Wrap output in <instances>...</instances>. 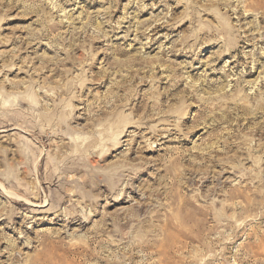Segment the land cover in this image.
<instances>
[{
  "label": "rangeland",
  "instance_id": "obj_1",
  "mask_svg": "<svg viewBox=\"0 0 264 264\" xmlns=\"http://www.w3.org/2000/svg\"><path fill=\"white\" fill-rule=\"evenodd\" d=\"M0 264H264V0H0Z\"/></svg>",
  "mask_w": 264,
  "mask_h": 264
},
{
  "label": "bare ground",
  "instance_id": "obj_2",
  "mask_svg": "<svg viewBox=\"0 0 264 264\" xmlns=\"http://www.w3.org/2000/svg\"><path fill=\"white\" fill-rule=\"evenodd\" d=\"M46 202V201H45Z\"/></svg>",
  "mask_w": 264,
  "mask_h": 264
}]
</instances>
